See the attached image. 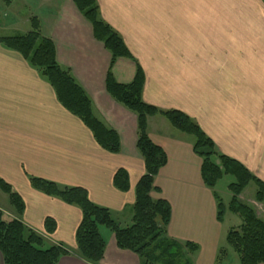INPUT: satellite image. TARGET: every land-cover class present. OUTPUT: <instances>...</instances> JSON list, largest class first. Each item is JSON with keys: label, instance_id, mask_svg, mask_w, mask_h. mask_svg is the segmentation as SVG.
<instances>
[{"label": "crops", "instance_id": "obj_1", "mask_svg": "<svg viewBox=\"0 0 264 264\" xmlns=\"http://www.w3.org/2000/svg\"><path fill=\"white\" fill-rule=\"evenodd\" d=\"M24 1L43 8L37 20L42 35L55 45L57 62L84 89L95 115L120 137L119 154L100 147L82 121L58 102L52 86L19 53L0 43V179L22 199L21 220L28 228L48 245L75 252L80 209L36 191L29 178L62 188H82L93 204L111 211L120 227L122 221L130 226L135 188L145 174L137 149V118L107 92L111 55L94 38L92 26L73 1ZM97 3L102 20L120 35L133 57L116 62L112 69L116 81L130 84L138 65L144 74L142 98L146 104L184 113L214 142L218 152L264 182V3ZM4 37L0 34V39ZM121 62L124 71L117 67ZM166 121L162 116L148 120L151 141L167 156L151 198L170 205L166 237L181 247L187 243L199 247L189 255L192 264H216L224 236V221L217 218L216 188L212 191L202 180V160L193 150L195 141L176 135ZM120 169L128 173V192L114 186ZM8 210L15 219L11 204ZM47 219L55 222L52 234L46 232ZM100 232L106 240L100 264H141L138 256L118 248L112 232ZM0 264H5L1 253ZM58 264L88 263L71 255Z\"/></svg>", "mask_w": 264, "mask_h": 264}, {"label": "trees", "instance_id": "obj_2", "mask_svg": "<svg viewBox=\"0 0 264 264\" xmlns=\"http://www.w3.org/2000/svg\"><path fill=\"white\" fill-rule=\"evenodd\" d=\"M10 4V0H4ZM80 14L92 26L94 38L103 44L111 55L106 79L107 92L137 118V149L144 160L145 174L135 188V204L130 226L122 228L106 208L93 204L86 190L62 188L58 184L30 177L33 189L63 203L80 209L82 221L76 232V250L72 252L61 245H48L44 237L28 228L21 220L24 203L12 187L0 179V191L6 194L16 212V218L5 220L0 210V253L5 264H58L65 256L74 255L88 264H100L106 252V240L101 229L106 228L115 236L119 249L128 251L140 259L141 264H172L169 260L182 255H192L199 247L187 243L180 246L166 237L171 218L170 205L164 200L153 201L154 181L167 164L164 150L156 146L148 134V120L164 117L179 132L195 139L193 150L201 158V176L206 187L215 190L225 176L235 181L229 185L232 199L225 206L217 194L218 221L223 222L226 213L238 216L242 224L227 235V243L239 255L241 264H264V221L256 211L245 205L239 197L253 183L257 190L256 202L264 203V182L255 177L238 161L216 149L214 142L205 135L198 124L182 112L163 111L143 101V70L137 65L136 75L130 84L116 81L112 69L119 59L133 60L120 35L100 16L97 0H72ZM264 3V0H261ZM7 49L19 53L53 88L58 102L72 115L80 119L91 131L100 147L110 154H119L120 137L96 115L91 99L76 82L71 72L62 68L56 59V48L51 39L42 35L39 21L31 20V31L0 39ZM114 186L121 192L130 189L128 173L120 169L114 177ZM46 232L55 231V222L47 219ZM185 264H191L186 261Z\"/></svg>", "mask_w": 264, "mask_h": 264}, {"label": "rangeland", "instance_id": "obj_3", "mask_svg": "<svg viewBox=\"0 0 264 264\" xmlns=\"http://www.w3.org/2000/svg\"><path fill=\"white\" fill-rule=\"evenodd\" d=\"M44 9H48L54 11V8L44 7ZM43 8L39 6L32 5L26 3L24 0H10V4H6L4 0H0V34L5 37H12L19 34H25L26 32L31 31V20L36 18L39 14L42 13ZM45 34V31H44ZM119 69L124 71V65L122 62L117 66ZM167 127L176 133V135H180L185 137L190 141H195L194 137L187 136L178 130H175L171 124L166 121ZM235 180L232 177L225 176L222 180H220L216 187V194L222 200L225 206H228L231 199L232 193L229 190V185L232 184ZM256 186L251 183L242 194V202L254 209L259 215L258 217L264 221V203L260 204L255 200L256 194ZM8 206H10L9 198L6 194L0 191V210L4 213L5 220H12V214L8 210ZM15 218V216H14ZM131 225V223H128ZM242 221L239 217H236L234 214H231L229 211L226 213L224 217V236L222 242L219 247V251L217 253V263L216 264H241L239 255L233 250V248L227 243L225 236L226 234L240 226ZM127 223L124 221L121 222V226L125 227ZM106 228H102L101 231H106ZM108 231V230H107ZM104 233V232H103ZM172 264H185L186 261H189L192 264V258L186 253L182 255L173 257ZM163 264V263H162Z\"/></svg>", "mask_w": 264, "mask_h": 264}]
</instances>
